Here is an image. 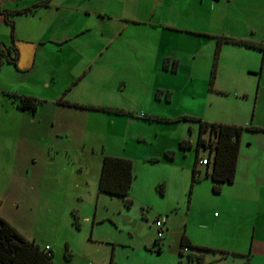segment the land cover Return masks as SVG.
<instances>
[{"label": "crops", "instance_id": "1", "mask_svg": "<svg viewBox=\"0 0 264 264\" xmlns=\"http://www.w3.org/2000/svg\"><path fill=\"white\" fill-rule=\"evenodd\" d=\"M33 4L37 5L28 11L12 12ZM219 37L264 42V0H0V47L12 42L16 50L15 63L5 56L0 63L1 187L15 175L22 198V193L43 186V181L57 179L55 186L59 185L62 174L69 171V138L82 148L88 135L97 133L96 139L101 134L114 143L101 151L90 195L98 199L103 194L97 189L101 159L110 154L132 160L134 177L128 195L134 201L142 172L160 160L140 155L146 141L156 140L158 153L169 152L173 158L191 151L193 156L184 166L191 176L196 153L194 123L188 125V134L173 138L172 145L163 136L165 123H187L181 119L185 115L209 122L252 123L260 129L242 132L233 181L196 201L194 224L198 229L186 226L178 249L184 235L193 245L218 249L202 252L205 264H242L244 260L264 264V60L260 49L243 44L221 41L217 51ZM9 55L13 56L12 49ZM237 62L242 68H234ZM181 69L190 79L198 74L194 88L198 99L193 111L171 113L172 93L181 94L184 87L174 89L167 77H177ZM229 92L239 102L223 114L216 100ZM20 95L39 99L35 111L18 107ZM64 100L107 110L69 106ZM74 110L82 116L75 127L74 117H69ZM202 136L208 138V131ZM181 139L190 146L179 147ZM197 153L204 156L206 150L199 147ZM200 165L196 164L199 177L190 186L202 182L209 192L208 168L202 173ZM50 174L56 176L49 178ZM190 208L189 203L186 225ZM1 209L0 203V216L13 225ZM160 215L154 219H163L164 235L155 245L158 252L169 229L167 213ZM156 232L155 225L153 241ZM178 249L177 264L179 259L182 264H197L195 259L185 262ZM114 262L111 254L110 264Z\"/></svg>", "mask_w": 264, "mask_h": 264}, {"label": "rangeland", "instance_id": "2", "mask_svg": "<svg viewBox=\"0 0 264 264\" xmlns=\"http://www.w3.org/2000/svg\"><path fill=\"white\" fill-rule=\"evenodd\" d=\"M148 51L151 49L146 52ZM140 63L139 61L138 64ZM196 68H200V63ZM234 68H242V63L237 62ZM197 78L198 74L190 79L189 74L182 69L177 77H167L174 89L184 87L181 94L175 91L172 93L173 103L168 106L171 113L177 110L181 113L194 110L198 99L197 90L194 89ZM114 79L115 77L111 78ZM217 80L220 81L221 78ZM80 89L84 91L85 88ZM231 93L218 95L216 100L223 114L225 109L232 107V103L239 102L238 98L233 99ZM118 97H113V100L117 101ZM178 100L180 105L176 104ZM253 101L254 94H251L248 100L250 109ZM70 112L72 114L69 117H74L71 123L75 127L82 121V116L74 113L77 112L75 110ZM189 124L193 125L192 138L196 139L198 125L191 121L165 123L163 136H167L172 145L173 138L177 135L188 134ZM249 125L257 127L252 123ZM88 136L87 145L82 148L74 138H69V171L62 174L59 185L55 186L57 179L43 181V186L30 190L26 195L22 193V198L15 175L10 184L4 183V187L0 185L2 213L26 237L33 239L41 247L48 244L54 264H110L111 254L114 264H177V249L182 231L186 226L188 229H198L194 224L197 208L195 203L197 200H205V193L207 196L212 194L210 187L209 192H205L202 182L190 187L191 176L184 166L193 153L188 151V155L173 158L169 152L158 153L156 140L146 141L143 151H139L140 155L143 154L142 157L149 160L160 157V160L148 166L147 170L144 169L138 186L135 187L136 198L129 206H125L118 196L103 193L97 199L90 195L94 169L98 166L101 151L103 147L110 149L114 141H108L101 134L96 139L97 133ZM171 161L175 162L174 165ZM204 168V165H200L202 173ZM54 176L56 175L50 174L49 178ZM16 198L20 201L16 202ZM189 203L190 220L186 225L185 214ZM165 213L168 215L169 229L158 252L152 240L155 236L154 219Z\"/></svg>", "mask_w": 264, "mask_h": 264}, {"label": "trees", "instance_id": "3", "mask_svg": "<svg viewBox=\"0 0 264 264\" xmlns=\"http://www.w3.org/2000/svg\"><path fill=\"white\" fill-rule=\"evenodd\" d=\"M37 4H33L26 8L12 11V12H23L34 8ZM4 11V16L7 22L12 27V21L8 20L7 13ZM11 12V11H10ZM221 41L243 44L249 47L258 48L262 51V61L264 60V42H254L244 39H236L231 37H219L217 51ZM10 49L13 50V56L9 55ZM15 63L16 61V50L12 45L9 46L1 45L0 47V63L2 57ZM165 65V63H163ZM215 61L212 64V70L210 74L209 86L212 84L214 76ZM39 99L33 96L20 95L17 96V105L21 109L28 111H35ZM63 104L81 108H90L96 110H107L96 105L91 104H80L72 103L66 100ZM115 112L123 113L121 109L113 110ZM150 119L155 120H169L168 118L149 116ZM181 119L195 121L198 125L197 136L195 139V157L193 166L191 169V185L198 179V170L196 164L201 163L206 168L205 176H208L212 182L211 189L213 192H218L222 183H230L233 181L236 169V161L240 145V136L244 130H257L260 128L251 125H239L225 122H209L195 116H181ZM208 131V138H204L202 134ZM179 147L187 148L190 146V142L185 139H181L178 142ZM202 147L206 150L204 156H198L197 150ZM206 158V162L202 163L201 159ZM198 176V177H197ZM134 174H133V163L130 158L103 154L100 165V172L97 182V189L99 192L118 196L122 199L125 206L131 204L129 198V190L132 185ZM191 187V186H190ZM160 190V189H159ZM75 218V217H74ZM77 223V222H76ZM157 237V236H156ZM161 238H156L153 244L156 245L157 241ZM182 248L178 249L180 257H185V262L188 260L195 259L197 264L203 263L202 254L206 251H218V249L209 248L202 245H193L189 240L182 235L180 240ZM195 250L196 253L191 250ZM157 251L159 249L157 248ZM221 253H228L225 250H219ZM203 252V253H202ZM234 254H237L233 252ZM52 252L50 248L46 249L40 247L32 239L26 238L20 233L12 224L0 216V264H54L52 260ZM178 264H182V259L178 260ZM242 264H248L247 260H244Z\"/></svg>", "mask_w": 264, "mask_h": 264}, {"label": "built area", "instance_id": "4", "mask_svg": "<svg viewBox=\"0 0 264 264\" xmlns=\"http://www.w3.org/2000/svg\"><path fill=\"white\" fill-rule=\"evenodd\" d=\"M201 162L202 163H205L206 162V158H202L201 159ZM155 225L157 226V232H156V235L158 238H162L163 235H164V231H163V228H162V225H163V219H156L155 220ZM44 248L48 249V245L44 246Z\"/></svg>", "mask_w": 264, "mask_h": 264}]
</instances>
